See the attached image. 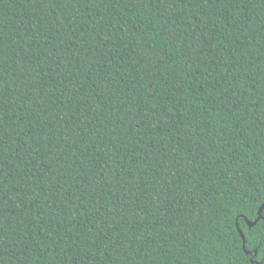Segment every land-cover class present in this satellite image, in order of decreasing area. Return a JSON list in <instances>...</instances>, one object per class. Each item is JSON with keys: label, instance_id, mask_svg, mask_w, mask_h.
Listing matches in <instances>:
<instances>
[{"label": "trees", "instance_id": "16d2710c", "mask_svg": "<svg viewBox=\"0 0 264 264\" xmlns=\"http://www.w3.org/2000/svg\"><path fill=\"white\" fill-rule=\"evenodd\" d=\"M263 204L264 0H0V264H264Z\"/></svg>", "mask_w": 264, "mask_h": 264}, {"label": "water", "instance_id": "95a60500", "mask_svg": "<svg viewBox=\"0 0 264 264\" xmlns=\"http://www.w3.org/2000/svg\"><path fill=\"white\" fill-rule=\"evenodd\" d=\"M263 208H264V204H263V206L259 210V217L254 222H249L248 221L249 226H253L262 217V210H263ZM239 232H240V235L243 238L244 244H245V235H244V233L242 232V230L240 228H239Z\"/></svg>", "mask_w": 264, "mask_h": 264}, {"label": "snow or ice", "instance_id": "6c2138e0", "mask_svg": "<svg viewBox=\"0 0 264 264\" xmlns=\"http://www.w3.org/2000/svg\"><path fill=\"white\" fill-rule=\"evenodd\" d=\"M240 214L242 215L243 214V210L241 209V211H240Z\"/></svg>", "mask_w": 264, "mask_h": 264}]
</instances>
